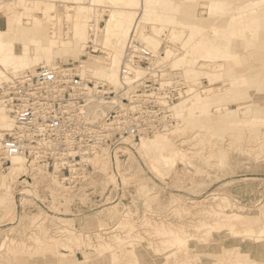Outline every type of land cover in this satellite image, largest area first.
Masks as SVG:
<instances>
[{"label":"rangeland","instance_id":"rangeland-1","mask_svg":"<svg viewBox=\"0 0 264 264\" xmlns=\"http://www.w3.org/2000/svg\"><path fill=\"white\" fill-rule=\"evenodd\" d=\"M75 1L46 0L41 7L51 8L38 17L41 30L31 19L12 22L15 13L40 16L36 9L0 0V30L18 52L33 51L31 68L35 62L81 66L87 75L85 68L97 62L111 64L114 73L101 33L87 43L67 30ZM134 1L130 11L153 25L131 27L130 36L148 48L140 29H160L161 64L147 72L155 81L163 70L168 76L155 83L161 93L173 92L166 132L141 138H164L163 149L129 142L70 184L52 164L27 161L15 172L0 158V264H264V238H254L264 223V0ZM109 11L94 7L91 20L102 26ZM38 31L52 39L49 49H35ZM86 37L95 40L93 32ZM165 46L194 61L169 68ZM165 81L176 83L161 86ZM6 84L0 108L10 121ZM2 133L0 142L8 132Z\"/></svg>","mask_w":264,"mask_h":264},{"label":"built area","instance_id":"built-area-1","mask_svg":"<svg viewBox=\"0 0 264 264\" xmlns=\"http://www.w3.org/2000/svg\"><path fill=\"white\" fill-rule=\"evenodd\" d=\"M133 36L121 59V91L82 79L77 66L60 65L41 66L5 85L4 104L14 128L1 139V165L20 155L26 161L52 164L53 173L67 174L61 181L70 184L90 173L96 156H110L122 145L166 130L164 112L173 92L161 93L160 82L151 81L147 72L161 55ZM138 68L146 76L129 90L123 89ZM161 97L166 104L160 103Z\"/></svg>","mask_w":264,"mask_h":264},{"label":"bare ground","instance_id":"bare-ground-1","mask_svg":"<svg viewBox=\"0 0 264 264\" xmlns=\"http://www.w3.org/2000/svg\"><path fill=\"white\" fill-rule=\"evenodd\" d=\"M18 1H19L18 4L23 3L25 5V7H26V5H28L27 7H29L30 9H33V10L36 9L37 10L36 13L40 14V16L38 15L37 17H34L33 15H29V14L27 15V14H22V13H15L12 16V18H13L12 22L15 25H19L20 23H26L27 20L30 21V19H31V22L33 24H35L38 28H40L39 25L40 24L42 25L43 23L39 21L38 17H41L44 14L46 15V12L49 11L48 9L51 8V7L50 8L48 7V9H47L46 8L47 6L41 7V5H43L46 0H18ZM76 1L75 2L77 3L78 7L72 15V20H73L72 26H71V29L67 28V30L71 31V37L74 40H78L81 42L87 41V43L88 42L95 43L96 39L99 36L98 33H101L100 34L101 48L106 50V51L112 52V54L114 55L112 60L114 62H116V66H117L116 71L113 73V72H109V69H108V67L111 64L107 65V64H109V63H107L103 66L101 63L99 64L97 62H94V63L89 64L87 66V68H85L88 73H86L82 70L87 75H83L81 73V70H80L81 66L80 67L77 66V68H79V71H80V76L82 77V79H86V77H88V76H89V78L94 77L93 79L99 78V79H97V81L101 80V82H106L109 86H111L114 89V91H118L119 89L118 90H116V89L118 87L120 89H122V83L120 81V78L118 76L117 71L120 70L121 58L123 56L126 44L129 41V39L131 38L130 28L131 27L137 28V26H139L140 23L149 24V25H153V23H150L147 19L146 20L142 19L140 16H136L135 12L130 11V10H132V7L137 4V2H135L134 0H87L88 1L87 5L84 4V2H83L84 0H76ZM11 4H13V3H11ZM94 7H105V8L107 7V8L111 9V11H109L108 18L104 20L102 26L95 23L94 20L93 21L91 20L90 14L92 13V11H94ZM42 28L45 29L46 27L44 26ZM157 29L160 30L159 28H156V32H152L150 34V33H147L146 31H144L143 28H141L140 32H139V36H138V38L140 40H143L147 44L148 49L150 48L151 50H153V52H158V51L162 50L161 43L156 38L157 32H158ZM89 32H93L95 40H90L88 37H86V35ZM47 35L48 34H46V33H44V35L41 34L40 31L35 32L34 36L32 35L33 37L31 38V40L36 42V47H35L36 50L41 49L44 51V50H46L45 48L49 49L48 45H51L53 43V41ZM45 45H47V46H45ZM166 48L167 49H165V48L163 49V53H164L163 59L170 61L171 67L169 66V68L183 69L184 67H187V65L189 64L190 61H194V60H190V58H188V60H185V57H183V56L182 57L179 56L176 58V50L173 51L172 48H170V47H166ZM179 49L182 50L181 48H179ZM30 55H34L33 51H29L25 47H22V49L18 52L16 49L15 40L4 36L2 30H0V68L4 69V70H0V74H1L0 75V87H3L4 85L3 86H1V85L5 84V83H10V84L13 83L12 79L5 81L8 78L1 77V76H5L4 72H6L7 70H11L12 72H18L19 70H28V69L32 70L33 69L34 71L33 70L32 71H23L21 74H23L25 72L34 73L41 66H52L53 65V64L52 65H43V63L35 62L34 66H36V67L31 68V65H30L29 59H28ZM110 63L113 64V62H110ZM154 64L155 65L153 67H157V65H160L161 64L160 59H158ZM162 72H163V70L160 71V73H162ZM160 73H159V75L155 76L154 82L157 81L156 79L159 76H161V80L166 79V76H168V75H165L164 73H162V74H160ZM21 74H19V76ZM141 74L145 75V70H143L142 68L135 70L134 71V78L125 82L127 87L123 88V89L129 90L133 84L137 83L144 76V75L141 76ZM100 76H102L103 78ZM18 77H14L13 79H16ZM170 81H174V80L172 79ZM170 81H165V82L161 83L160 85L171 87L173 84L176 83V82H170ZM6 85H8V84H6ZM163 99H164V97L160 98V100H161L160 103L166 104ZM219 110H221V109H219ZM5 112H7L8 116L10 118V121L9 120L7 121V118L4 116L3 108H0V126H2L4 128V130H6V131H3V128H2V130H1L2 132H8L9 133L13 130L14 123H13V120L10 116L9 110L7 109L6 105H5ZM163 131L166 132V130H163ZM163 131H158V132H163ZM2 132L0 133V137L2 135H4ZM158 132H155V133H158ZM164 141H167V140H165L164 138H162V140H155L152 138L146 139L145 138V139H141L138 142L139 144L137 146L141 150H145L147 147L152 146L154 148V151L157 152V151L163 149V146L161 145V143ZM157 149H159V150H157ZM105 159H109L108 154H102V155H99V156H96L95 158H93L91 161L93 168L95 170L97 169V171H98L99 168L101 167L100 163L105 161ZM1 160H2V158H1ZM9 162L13 166V170L16 172V171L21 170L23 165L24 164L26 165L27 161L25 160L24 157L18 155L15 157H11L9 159ZM106 164H107V162H106ZM103 167H104V164H103ZM259 236L264 238V223L261 225L259 235L258 236L255 235L254 238H259Z\"/></svg>","mask_w":264,"mask_h":264}]
</instances>
